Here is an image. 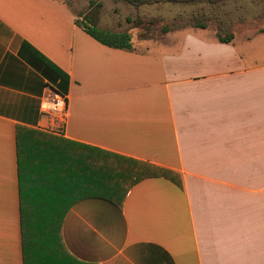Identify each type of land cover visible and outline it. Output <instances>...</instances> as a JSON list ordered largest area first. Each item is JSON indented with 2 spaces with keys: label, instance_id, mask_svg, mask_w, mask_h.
Returning <instances> with one entry per match:
<instances>
[{
  "label": "crops",
  "instance_id": "1",
  "mask_svg": "<svg viewBox=\"0 0 264 264\" xmlns=\"http://www.w3.org/2000/svg\"><path fill=\"white\" fill-rule=\"evenodd\" d=\"M225 2L234 18L260 15ZM77 17L64 0H0V264H23L17 125L180 174L182 187L138 181L121 208L99 197L73 204L61 234L76 258L264 264V25L233 26L229 43L214 25L185 27L125 50ZM24 42L68 74L63 111L42 109L52 88Z\"/></svg>",
  "mask_w": 264,
  "mask_h": 264
},
{
  "label": "trees",
  "instance_id": "2",
  "mask_svg": "<svg viewBox=\"0 0 264 264\" xmlns=\"http://www.w3.org/2000/svg\"><path fill=\"white\" fill-rule=\"evenodd\" d=\"M139 7L158 2L205 1L219 6L226 0H124ZM100 2L89 0L86 12L78 13L75 23L98 42L116 49H132V36L127 31L98 27ZM126 22L139 26L141 19L126 17ZM209 18L193 14L176 27L164 26L162 32L184 28H206ZM219 23V22H218ZM215 37L229 43L234 33L217 24ZM37 54L34 60L44 72L51 88L66 100L69 76L34 50L27 42L21 46ZM16 150L20 205L23 264H93L82 261L67 249L61 234L64 217L76 202L90 197L110 201L118 208L129 189L147 177L163 176L182 187L180 174L153 163L117 153L74 143L50 133L26 126H16Z\"/></svg>",
  "mask_w": 264,
  "mask_h": 264
},
{
  "label": "rangeland",
  "instance_id": "3",
  "mask_svg": "<svg viewBox=\"0 0 264 264\" xmlns=\"http://www.w3.org/2000/svg\"><path fill=\"white\" fill-rule=\"evenodd\" d=\"M69 3L78 16V13L86 12L87 3L89 0H64ZM100 2L99 7V21L98 27L108 30L127 31L132 36V42L138 44L143 40L152 39L155 41L164 40L165 33L162 32V27L171 26L176 27V24H182L189 20L193 14L205 15L209 18L208 25H214L215 29L217 24L221 25L225 31H231L236 26L237 30H243L240 27L247 23V29L259 28L264 25V0H245L242 6L250 12L260 13L259 17H233L237 11L232 8L231 2H223V11L219 12L213 8L207 10L208 6L205 1H191V2H158L154 4H145L139 7L131 6L124 0H96ZM227 1V0H226ZM239 2H234L237 5ZM209 5V4H208ZM211 6V5H210ZM78 8V11L76 9ZM215 7V6H212ZM243 8V7H242ZM241 10V7H237ZM226 11V15L223 14ZM126 17L133 19H141L143 22L139 26H134L132 23L126 22ZM80 18V17H77ZM173 21L176 24H172ZM101 22V25H99ZM219 22V23H218ZM243 23V24H241ZM229 26V27H228ZM234 26V27H233ZM190 27V26H186ZM252 27V28H249ZM185 28V27H184ZM180 29V28H179ZM177 30V29H175ZM232 32V31H231ZM257 50V48L255 49Z\"/></svg>",
  "mask_w": 264,
  "mask_h": 264
},
{
  "label": "built area",
  "instance_id": "4",
  "mask_svg": "<svg viewBox=\"0 0 264 264\" xmlns=\"http://www.w3.org/2000/svg\"><path fill=\"white\" fill-rule=\"evenodd\" d=\"M50 93L53 94V97L50 99V101L47 100V102L41 105L42 109L50 110L51 109V107L49 106L50 104L56 107H60L61 110L63 111L65 109V98L62 95L53 91L52 89H50Z\"/></svg>",
  "mask_w": 264,
  "mask_h": 264
}]
</instances>
